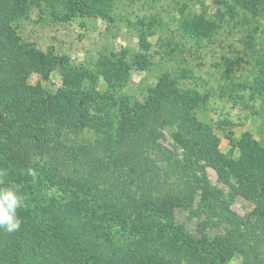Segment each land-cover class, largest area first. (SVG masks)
<instances>
[{"label": "trees", "instance_id": "trees-1", "mask_svg": "<svg viewBox=\"0 0 264 264\" xmlns=\"http://www.w3.org/2000/svg\"><path fill=\"white\" fill-rule=\"evenodd\" d=\"M231 1L252 17L264 19V0ZM46 2L64 22L77 17L106 19L113 4V0ZM29 8L25 0H0V89L17 97L18 109L24 106L11 119L0 114V169L8 173L3 184L16 187L20 180L15 177L22 168L44 160L51 165L55 182L69 190L66 201H54L35 211L17 210L22 221L18 230L0 228V264H227L233 254L242 257V264H264V143L249 132L234 141L228 132L240 157L233 160L220 153L212 127L194 115L206 106L209 96L182 89L166 74L147 89L144 102H131L120 91L130 71L124 53L99 57L97 75L107 82L112 95L100 98L98 92L83 86V76L70 69L67 57L20 43L10 23L26 16ZM203 23L201 19L187 20L184 35L197 44L207 42L211 26L205 29ZM145 38L141 42L147 46ZM57 66L65 69L63 88L49 92L39 84L27 85L32 73L47 77ZM232 89L238 94L250 91L252 100L264 103V71L252 85ZM230 98L235 103V98L243 97ZM42 118L51 124L52 135L43 142L23 144L32 134L27 128L35 127ZM171 125L176 126L173 139L184 150L183 160L160 143L163 128ZM84 128L95 132L92 142L68 145L60 139L63 133ZM35 148H39L37 155L32 151ZM201 161L213 167L222 180L234 178L237 185L231 186L232 193L254 202V209L244 219L229 211V203L220 201L219 212L210 203L209 196L215 192ZM197 191L201 197L191 215H203L211 227L223 228L212 239L204 235L194 241L189 232L173 225L179 197L193 208ZM88 196L97 200L91 217L85 206ZM148 213L160 219L154 221L155 228L150 223L146 230L143 221ZM168 224L173 225L176 237L167 235ZM110 226L128 237L132 231L142 234L150 253H143L145 242L136 243L138 249L131 243L114 247V238L107 237ZM88 234L108 248L101 261L88 247L92 244L85 237Z\"/></svg>", "mask_w": 264, "mask_h": 264}, {"label": "rangeland", "instance_id": "rangeland-1", "mask_svg": "<svg viewBox=\"0 0 264 264\" xmlns=\"http://www.w3.org/2000/svg\"><path fill=\"white\" fill-rule=\"evenodd\" d=\"M25 3L30 6L27 15L10 23L20 43L43 53L53 52L67 57L70 69L83 76V86L98 92L100 98L109 92V87L97 75L99 57L124 53L130 71L120 91L131 102H144L147 89L154 87L166 74L177 80L182 89H194L209 96L206 106L195 110L194 115L200 122L212 127L220 153L233 160L240 157V151L229 140L228 132L232 133L234 141L240 139L244 132H249L256 141L264 143V103L261 99L252 100L250 91L236 94L232 89V86L239 84L252 85L256 75L264 71V19L252 17L235 7L231 0H113L106 19L77 17L67 22L53 15L46 0H25ZM191 19H201L206 25L203 26L205 29L211 26L207 30L210 37L207 42L197 44L184 35L183 23ZM139 22H144L147 28ZM144 35L149 46L141 42ZM64 70L57 66L47 77L32 73L27 85L39 84L49 92L63 88ZM241 95L243 98H235V103L230 98ZM108 96L112 95L108 93ZM16 101L15 95L0 89V114L11 119L18 110H24V106L18 109ZM51 129V124L42 118L35 127L27 128L32 134L22 143L44 141L52 135ZM162 132L160 143L183 160L184 150L173 139L176 126H165ZM95 138V132L89 128L66 132L60 137L68 145L85 144ZM38 149L32 150L34 155H37ZM201 165H204L209 186L215 192L209 198L211 204H216L217 212L220 211L217 204L224 201L229 203V211L242 219L251 213L254 202L231 191V186L237 185L234 178L226 182L213 167L204 161H201ZM29 168L35 170V179L27 174ZM22 178L26 180L21 181ZM15 179L20 180L16 186L18 192L21 193V190L25 193V211L44 209L54 201H66V191L69 189L56 183L58 180L53 177L51 165L44 160L22 168ZM2 188H5L3 182L0 183ZM200 197V191L194 193V207L190 208L181 195L173 215V225L189 232L194 241L204 235L212 239L223 233L222 227H211V222H207L203 215H191ZM85 201L89 210L87 217H91L90 212L97 209V200L88 196ZM42 218L46 220V214ZM156 219H160L157 214H146L143 228L148 230L150 223L155 228ZM173 225H167V235L176 237V230L171 229ZM116 229V226H110L107 233V237H113L116 241H113L114 247L131 243L133 249H138L136 243L145 242L143 253H150V244L142 234L132 231L128 237ZM90 235H85L92 240L88 247L95 253L96 260L101 261L108 255V248ZM227 264H242V257L239 254L228 256Z\"/></svg>", "mask_w": 264, "mask_h": 264}, {"label": "clouds", "instance_id": "clouds-1", "mask_svg": "<svg viewBox=\"0 0 264 264\" xmlns=\"http://www.w3.org/2000/svg\"><path fill=\"white\" fill-rule=\"evenodd\" d=\"M27 174L33 179L36 177V172L32 168L27 170ZM7 175V170L0 169V183ZM24 206V197L18 194V189L14 185L0 189V228L7 232L18 230L22 221L17 210Z\"/></svg>", "mask_w": 264, "mask_h": 264}]
</instances>
